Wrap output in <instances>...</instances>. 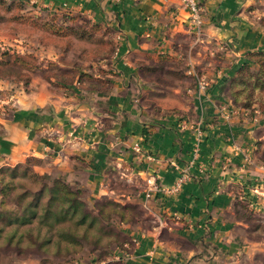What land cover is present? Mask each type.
I'll use <instances>...</instances> for the list:
<instances>
[{"label": "crops", "instance_id": "0c3cea01", "mask_svg": "<svg viewBox=\"0 0 264 264\" xmlns=\"http://www.w3.org/2000/svg\"><path fill=\"white\" fill-rule=\"evenodd\" d=\"M3 1L75 17L112 50L70 61L42 48L28 83L0 79L18 102L0 113V168L32 158L93 198L139 205L140 218L117 221L124 242L103 264H233L245 252L234 200L264 194V109L238 108L229 84L264 52V0H195L198 22L184 0ZM48 63L73 78L45 77ZM182 172L180 191H160Z\"/></svg>", "mask_w": 264, "mask_h": 264}, {"label": "rangeland", "instance_id": "374dc122", "mask_svg": "<svg viewBox=\"0 0 264 264\" xmlns=\"http://www.w3.org/2000/svg\"><path fill=\"white\" fill-rule=\"evenodd\" d=\"M58 19L56 22L49 23L51 26L47 27L42 24L46 19L31 15L19 3L0 0V43L2 44L0 51L9 53L15 50L10 53V56L17 61L16 71L18 73H24L25 62L36 65L42 48L50 46L60 48L70 61L77 57V53L86 58L96 51L109 48V44L102 39L103 34L86 33L78 37L73 26L64 29L68 21ZM54 25L57 26L52 27ZM61 25L63 28L58 27ZM15 39L18 40V46L12 45ZM84 41L87 44L82 43ZM256 60L253 66L240 72L231 89L240 100V104L248 105L250 102V104L254 103L264 108V55ZM8 69L10 68L3 67L1 70L8 72ZM49 72L56 73L53 68ZM7 97L12 104H18L14 95L10 97L7 92L0 93V101L6 100ZM38 165L37 160L28 159L26 163L18 164L15 168L13 166L0 168V189L1 186L7 185L8 187L6 195L0 191V211L15 214L14 209L17 210L18 205H15L11 199L14 191L21 190V188L39 189L43 182L51 185L50 181L53 178L42 175L38 169H35ZM13 174H16V177ZM122 184L116 181L113 185L116 190H119L123 188ZM250 192L247 191L237 196L232 208V218L239 223L235 229L236 237L239 239L240 247L245 250L234 259L233 264H264V194L260 191ZM79 197L89 210L98 216L97 223L88 227H86L87 222L83 225H74L69 220L57 223V226L48 232V236L51 237L49 243L44 241L42 234L39 240L29 242L25 236L26 232H23L28 226L22 227L23 224L19 220L13 222V226L20 230L15 240L9 241L10 229L7 226H1V264L8 262L14 264H32V262L38 264H97L101 262L100 260L104 261L107 256L105 247L109 244L108 242L114 243L125 238L113 218L119 217L122 213L123 218L128 221L140 218V206L133 203L127 204L126 208L121 211L115 205L116 202L112 195L111 197L104 195L93 198L89 193L80 190ZM32 223H35V220ZM42 231H47L45 226ZM70 237H74L80 244H68Z\"/></svg>", "mask_w": 264, "mask_h": 264}, {"label": "trees", "instance_id": "16d2710c", "mask_svg": "<svg viewBox=\"0 0 264 264\" xmlns=\"http://www.w3.org/2000/svg\"><path fill=\"white\" fill-rule=\"evenodd\" d=\"M50 19V22H49ZM49 19H46L42 24L46 25L47 27H50L51 23L58 21L56 17H51ZM63 20H66L68 22L71 21V23H66L64 25V29L67 27H72L76 34V36L80 37L82 34L86 33H92L95 30H89L85 31L83 29L85 22H82L80 27H75L73 24L77 22V19L75 17H69L67 19L62 18ZM50 23V24H49ZM262 24L264 25V20L262 21ZM57 25H54L52 27H55ZM59 28H63L62 25L58 26ZM57 27V28H58ZM72 30V31H73ZM89 39V38H88ZM101 40V39H99ZM109 44V48L107 50L101 49L100 51H96V53H101V55H105L110 53L112 50L111 43L109 41H106ZM15 52V50H12L11 52L7 53L4 51H0V79L2 78H8L13 77L17 80L22 81L24 84L28 83L29 81V73L32 71H35L39 68L38 62L36 65H30L25 62L23 72L24 73H18L16 71V64L17 61L14 58H11L10 53ZM264 55V52H256L249 55L248 62H244L239 69L236 72V76L230 81L229 84V91L230 95L233 99V102L238 108H253L257 107L260 110H263L264 108H261L258 105H255L254 103L248 105H242L240 104V100L236 97L234 91L231 89V86L235 83L238 75L243 69H248L250 66H253L256 63V59L258 57ZM38 61V60H37ZM4 68H10L8 69V72H5L4 70H1ZM53 68L56 73H50V69ZM48 75H56L57 77L64 78L66 81L73 78L74 73L72 71H63L57 69L56 65L53 63H48V67L44 70V76L48 77ZM1 93V92H0ZM11 100L8 99V97L0 101V113H8L9 111H12L16 105L12 104L10 102ZM5 102V103H4ZM8 107V108H3ZM3 108V109H2ZM264 153H262L263 160H264ZM32 159V158H28ZM27 159V160H28ZM26 160V162H27ZM25 162V163H26ZM18 165L13 166L14 168ZM15 171V169H13ZM15 173V172H14ZM14 177H16V174H13ZM51 179V178H50ZM42 180V179H41ZM51 185L49 186L48 183H42L39 186V189H27V188H21V190H16L12 193L11 199L12 202L15 203V205H18V209L15 210V214H11L9 212L0 211V227L1 226H7L10 229L11 235L9 236V241L15 240L17 233H20V230H17L13 226V222L18 221L22 223V227L27 225L28 227L23 231L26 232L25 236L26 239L29 242H34V240H39V237L41 234L44 236L43 239L46 242H50L51 237L48 236V232L51 231L54 227L57 226V223L69 220L72 224L77 225H83L87 222L86 227L89 225L92 226L93 223H97L98 216L94 215L93 212L89 210V208L86 206L84 201L80 199L79 193L80 189L76 185H71L68 182H66L63 179L60 178H53L51 179ZM74 186V187H73ZM8 187L1 186V193L3 195L7 194ZM29 196V197H28ZM117 203V202H116ZM115 205L123 211L126 206L121 205L117 203ZM97 207V204L95 205ZM20 212V213H18ZM29 214V215H28ZM33 220H35V223H32ZM113 220L116 222H132L134 220L128 221L127 219L123 218L122 215H119L117 218H113ZM136 220V219H135ZM32 223V224H31ZM31 224V225H30ZM44 226L46 227L47 231H42ZM43 227V228H42ZM101 231V229H99ZM120 231V230H119ZM121 233V232H120ZM18 242V241H17ZM56 242V241H55ZM124 239L121 241H116L114 243H110L106 245L105 249L106 251V258L110 255L112 252V249L115 247L121 248L123 245ZM69 243H77L80 244L79 241H76L74 237H70ZM53 245H56V243H53ZM103 261V260H100Z\"/></svg>", "mask_w": 264, "mask_h": 264}, {"label": "built area", "instance_id": "2783aa9c", "mask_svg": "<svg viewBox=\"0 0 264 264\" xmlns=\"http://www.w3.org/2000/svg\"><path fill=\"white\" fill-rule=\"evenodd\" d=\"M186 2V5L190 9V12L192 14V18L195 22L199 21V7L195 0H184ZM206 86V82L204 80L200 81L199 88H203ZM133 150L135 152H139V146L138 144H135L133 146ZM190 179L189 173L182 172L178 175V177L173 181V183L170 186L167 187H161L160 191L165 194H174L180 191L182 185ZM104 262H99L97 264H103Z\"/></svg>", "mask_w": 264, "mask_h": 264}]
</instances>
